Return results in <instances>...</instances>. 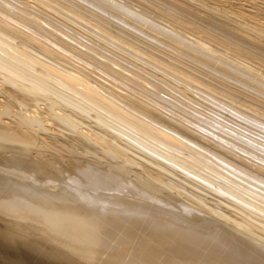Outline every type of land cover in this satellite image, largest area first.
<instances>
[{
  "label": "bare ground",
  "instance_id": "1",
  "mask_svg": "<svg viewBox=\"0 0 264 264\" xmlns=\"http://www.w3.org/2000/svg\"><path fill=\"white\" fill-rule=\"evenodd\" d=\"M260 224L264 0H0V264H264Z\"/></svg>",
  "mask_w": 264,
  "mask_h": 264
},
{
  "label": "rangeland",
  "instance_id": "2",
  "mask_svg": "<svg viewBox=\"0 0 264 264\" xmlns=\"http://www.w3.org/2000/svg\"><path fill=\"white\" fill-rule=\"evenodd\" d=\"M203 195H205L206 199L210 200V202L212 204H217V205L221 206L224 211L228 209V210H231L232 212H234V211H235V213L237 212V214L235 216L239 218L240 213L238 211H236L233 207H231V206L226 207L224 204L218 203V201H220V197L218 195L212 193L209 190H206V192ZM260 226L262 228H264V225L260 224Z\"/></svg>",
  "mask_w": 264,
  "mask_h": 264
}]
</instances>
